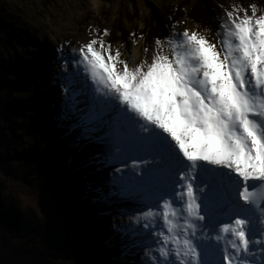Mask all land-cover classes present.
<instances>
[{
  "label": "snow or ice",
  "instance_id": "obj_1",
  "mask_svg": "<svg viewBox=\"0 0 264 264\" xmlns=\"http://www.w3.org/2000/svg\"><path fill=\"white\" fill-rule=\"evenodd\" d=\"M220 20L215 40L170 25L139 60L107 30L56 48L59 119L101 147L92 202L140 206V264H264V0Z\"/></svg>",
  "mask_w": 264,
  "mask_h": 264
},
{
  "label": "rangeland",
  "instance_id": "obj_2",
  "mask_svg": "<svg viewBox=\"0 0 264 264\" xmlns=\"http://www.w3.org/2000/svg\"><path fill=\"white\" fill-rule=\"evenodd\" d=\"M251 3L261 0H0V158L9 171L5 177L0 165L3 199L25 211L27 228L45 231L38 241L57 257L51 264H140L143 250L128 246L144 239L133 235L143 229L129 219L135 202H92L89 186L102 184L108 170L89 163L100 146L78 139L74 120L59 119L57 46H80L107 30L102 38L113 51L129 59L126 42L138 45L139 60L170 25L215 40L224 12Z\"/></svg>",
  "mask_w": 264,
  "mask_h": 264
},
{
  "label": "trees",
  "instance_id": "obj_3",
  "mask_svg": "<svg viewBox=\"0 0 264 264\" xmlns=\"http://www.w3.org/2000/svg\"><path fill=\"white\" fill-rule=\"evenodd\" d=\"M0 165L7 177L9 171L1 158ZM6 184L0 178V264H51L57 257L38 241L45 231L27 228L25 211L7 206L3 199Z\"/></svg>",
  "mask_w": 264,
  "mask_h": 264
},
{
  "label": "bare ground",
  "instance_id": "obj_4",
  "mask_svg": "<svg viewBox=\"0 0 264 264\" xmlns=\"http://www.w3.org/2000/svg\"><path fill=\"white\" fill-rule=\"evenodd\" d=\"M131 46V50H132V53H133V57L138 59L139 56H140V46H136V45H130ZM100 150H98V152L101 151V147L99 148ZM159 218H157L156 220V224L158 225L159 224Z\"/></svg>",
  "mask_w": 264,
  "mask_h": 264
}]
</instances>
